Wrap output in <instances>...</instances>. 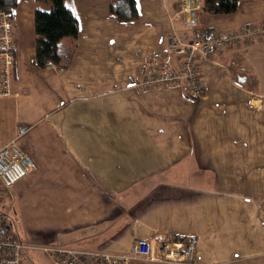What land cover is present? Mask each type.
I'll use <instances>...</instances> for the list:
<instances>
[{
    "label": "crops",
    "instance_id": "0c3cea01",
    "mask_svg": "<svg viewBox=\"0 0 264 264\" xmlns=\"http://www.w3.org/2000/svg\"><path fill=\"white\" fill-rule=\"evenodd\" d=\"M18 1L0 147L16 140L36 163L13 186L38 233L27 227V238L46 246L64 233L63 246L127 252L157 232L194 235L196 264H264V38L201 59L202 95L183 83L135 86L147 57L177 61L169 35L192 41L264 23V0H241L230 14L202 9L196 24L181 0H137L131 21L111 11L114 0H67L79 34L60 41L64 62L49 68L36 59L37 2ZM45 212L55 218L44 224ZM151 263L168 264H130Z\"/></svg>",
    "mask_w": 264,
    "mask_h": 264
},
{
    "label": "built area",
    "instance_id": "2783aa9c",
    "mask_svg": "<svg viewBox=\"0 0 264 264\" xmlns=\"http://www.w3.org/2000/svg\"><path fill=\"white\" fill-rule=\"evenodd\" d=\"M181 14L191 24L197 23L201 0H181ZM13 14L0 10V97L12 93V67L15 59V25ZM264 38V23L231 30L200 32L192 41L176 33L168 38V51L177 61L149 56L139 68L138 90L153 87H170L183 83L191 95L205 91V81L199 62L217 53L218 49L238 39ZM48 62L46 67H53ZM45 67V68H46ZM36 169L33 158L24 152L16 140L0 147V181L6 188ZM5 209L0 208V264H22L26 245L11 229ZM198 238L194 235L177 238L165 232H157L149 238L137 239L130 251L82 250L49 244L43 250L54 264H130L135 259L168 264H196Z\"/></svg>",
    "mask_w": 264,
    "mask_h": 264
},
{
    "label": "trees",
    "instance_id": "16d2710c",
    "mask_svg": "<svg viewBox=\"0 0 264 264\" xmlns=\"http://www.w3.org/2000/svg\"><path fill=\"white\" fill-rule=\"evenodd\" d=\"M241 0H202L204 12L209 14L234 13ZM34 12L36 31V59L40 67L48 62L63 64L59 53V43L65 37L76 38L79 34V20L67 0H36ZM19 4L18 0H0V10L13 14ZM40 4L42 7H40ZM111 11L121 21H131L138 17L137 0H114ZM70 57H67V63ZM4 209V208H3Z\"/></svg>",
    "mask_w": 264,
    "mask_h": 264
},
{
    "label": "rangeland",
    "instance_id": "374dc122",
    "mask_svg": "<svg viewBox=\"0 0 264 264\" xmlns=\"http://www.w3.org/2000/svg\"><path fill=\"white\" fill-rule=\"evenodd\" d=\"M202 1V0H201ZM38 5V3H37ZM14 25H15V34L17 32V21L15 19L13 20ZM17 37V35H16ZM6 189V190H5ZM0 192L3 195H6L9 199H0V207L6 208L5 213L7 216V221L11 224V229L13 233H15L26 245L25 249L23 250L25 258L23 259L22 264H54L53 260L46 254V252L43 250V242L40 240L34 238V239H29L27 238L26 232H27V227L29 228L28 223L25 221V215L23 214L22 210L24 209L20 203L19 197L16 195V192L14 191L13 187L6 188L3 184L2 181H0ZM13 197V199H12ZM4 206V207H3ZM47 212V210H46ZM44 213V215H36L39 223L41 224L38 216L42 217L43 223H48L49 219L55 218L54 216H49ZM56 222L50 223V228L55 227ZM35 228L32 227L30 229V232L38 234L37 232L34 231ZM52 232L48 231L47 235H50ZM60 234L58 242H55V245L62 244L67 245V240L64 239L65 235ZM63 238V239H62ZM148 261V260H147ZM154 264V263H151Z\"/></svg>",
    "mask_w": 264,
    "mask_h": 264
}]
</instances>
